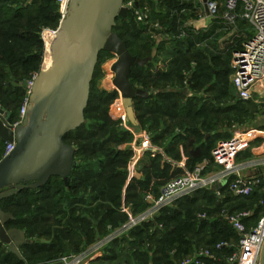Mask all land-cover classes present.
Wrapping results in <instances>:
<instances>
[{
  "label": "trees",
  "instance_id": "1",
  "mask_svg": "<svg viewBox=\"0 0 264 264\" xmlns=\"http://www.w3.org/2000/svg\"><path fill=\"white\" fill-rule=\"evenodd\" d=\"M192 1L160 0L156 5L153 0H139L140 7L147 6L149 8L151 22L160 17V25H162L165 35V38L160 42L154 40L149 34V24L138 21L132 10H130L127 18L119 17L117 19L114 31L118 32L121 38L126 41L132 55L142 58L152 56V60H154L162 53L169 54V71L158 70L154 73L149 71L148 68H150L152 60L144 66L137 65L131 70L129 79L135 87L146 91L151 88L156 90L155 94H150L148 91L147 98L138 97L134 100L136 109L141 108L144 111L141 119V124L144 127H149V124L154 123V117L160 113L161 109L169 112L173 117L185 115L192 121L196 120L197 117H203L207 109L205 104L199 106L198 98H189L186 103L181 104L177 102L176 98L182 97L183 90L160 91L166 89L165 85L170 82L174 87L184 88V80L189 73L196 87H207L206 84L211 82V88L217 97L219 96V99L243 100L237 96L233 88L231 91L230 74L233 69L229 66L228 60L215 55L213 52H208L211 58L209 60L206 56L205 61H208L211 66H200L204 61L201 57L203 52L195 51V49L200 48L199 46L203 43L213 42L210 40L216 34L213 30H197L185 21V18L188 20V17L194 18L195 16L189 10L197 11L196 6L198 4L195 5ZM60 22L61 13L57 0H0V68H12L15 70L13 75L28 79L38 74L42 69V60L46 49L42 32L46 28L58 29ZM252 36L253 31L250 32L249 37ZM166 45L171 47V51L166 52ZM103 53L109 55L110 58L115 57L110 52ZM190 54H193L192 58L195 63L198 62L199 65H195L199 68L197 66L192 67V63H188L187 56ZM179 58H183L185 61H177ZM185 62L187 65L189 64L186 70H184ZM98 68L99 64L91 85V95L85 112L86 121L81 127L65 136V141L74 145L77 150L78 165L71 174L70 184L67 186L63 178L53 176L38 189L25 188L17 195L1 200L2 209L12 213L15 217L7 227L24 230L29 242L20 247L22 257H19L10 251L8 245L0 241V264H46L54 262L66 254L83 252L90 245L106 236L111 228L120 226L127 219L123 218L121 221L120 218L117 221L113 218L104 220L102 224L98 223L88 227L85 235H82L77 229H72L69 224L81 225L83 222L89 224L91 220L100 218L102 213L105 214L104 207L110 208L112 204L116 203L124 184L123 176L126 175L125 168L130 158L129 150L108 144L111 142L119 146L132 139L131 132L123 129L121 118L119 121L111 118L108 108L109 124H103L102 118H97V120L93 117V120L90 117L88 121L90 111L92 113L98 111L94 106L97 104L101 106V104L118 98L117 90L107 91L97 85ZM14 79L7 71L0 72V105L11 113L12 123L20 119V109L27 95L26 84L21 85L19 79H15L14 83ZM207 88L209 89V85ZM194 106L197 107L196 116H192ZM204 127L206 128L205 123ZM200 139L202 136L199 137ZM214 143V139H211L199 157V161L212 159L211 150ZM6 144L0 138V161L4 158ZM7 190L5 189V191ZM211 191V189L200 190L192 196L179 200V207H183L184 212L179 208H167L157 216L156 220L133 229L129 234L134 232L135 239L128 241L129 248L124 246L127 235L112 241L103 248L105 252L103 251V255H100L97 261L111 264H174L172 252L187 254L190 250L189 235L193 233L196 226L194 206L201 199L197 195L200 192L207 193L208 195L203 194V196L209 198L208 202L210 204L211 202L217 203L209 193ZM256 195L257 191L248 197L237 198H252ZM87 197L90 198V202H86ZM231 197L228 196V198ZM185 200L188 201L185 202ZM44 202L58 208L56 215L59 216V220L55 226L57 232L62 231L73 235L72 241L66 242L60 239L58 252L51 257L46 256L49 252L45 248L46 244H38L34 239L38 235V233L35 234V226L42 221V215L38 211L45 209V206L39 204ZM245 206L247 204L240 207L243 209L250 208ZM81 207L83 209L79 212L78 209ZM259 208L258 204L253 207L255 216L259 213ZM217 211L218 207H216L215 212L209 210L210 213H217ZM201 226L205 227L206 224L203 223ZM153 227L157 228L155 231H160V241L163 243L157 257L153 256L150 251H146L145 243H143L147 236L154 238ZM209 228L213 230L209 240L211 246L216 244L218 240L237 239L236 232L227 221L224 224L215 221L209 224ZM100 235L101 238L99 239L98 236ZM85 236L86 241L84 242ZM89 236L93 240L96 238L90 244L87 243V240L90 241ZM228 250L230 252L233 249L231 247Z\"/></svg>",
  "mask_w": 264,
  "mask_h": 264
},
{
  "label": "water",
  "instance_id": "2",
  "mask_svg": "<svg viewBox=\"0 0 264 264\" xmlns=\"http://www.w3.org/2000/svg\"><path fill=\"white\" fill-rule=\"evenodd\" d=\"M134 1L139 6V0ZM203 1L207 7V0ZM124 3L125 0H70L50 44L51 64L42 68L34 80L23 122L12 124L11 113L0 105V138L16 144L0 161V202L25 188L38 189L53 176L70 184L78 165L77 150L65 141V136L85 123L92 81L103 52L117 58L111 66L112 84L122 96L129 121L138 126L134 100L147 98L148 91L135 87L129 76L132 68L146 65L152 56L132 55L126 41L114 31L117 19L129 15L130 9ZM14 218L0 205V241L22 257L20 247L29 240L24 230L7 227ZM260 264H264V244Z\"/></svg>",
  "mask_w": 264,
  "mask_h": 264
},
{
  "label": "crops",
  "instance_id": "3",
  "mask_svg": "<svg viewBox=\"0 0 264 264\" xmlns=\"http://www.w3.org/2000/svg\"><path fill=\"white\" fill-rule=\"evenodd\" d=\"M153 1L155 2L156 5L160 2V0H153ZM192 2L195 5L196 4L198 5L196 6L197 11L189 10V12H192V15L193 13L195 14L194 18L192 17V20H190L189 24L194 26L197 30H202V29L211 30V31L213 30L216 36L220 34H225L223 39L224 44H222V46L219 47V50L230 51L232 55L231 56V61H232L233 53L236 50L241 49L244 43L251 38L249 37L250 32L253 31L251 24L247 20L242 18L239 14L238 16L237 14H234L236 17L234 21L227 19L224 16L223 9H221L218 15L213 16L210 14L203 0H194ZM155 19L156 20L154 22H151V26L149 25L150 28L149 34H151V37L154 40H158V42H160L162 39L165 38V35H164V31L162 30L163 27L162 25H160V17H157ZM168 51H171V47H169V45H166V52ZM168 55L169 54L167 53L166 54L162 53L157 58L152 60V64L150 68H148V70L153 73L158 70L169 71L170 67H169V61L167 59L170 58ZM162 65L165 66L162 67ZM190 76H191L190 73L187 74L186 80H184L185 82L184 88L174 87V85H172V82H170L165 85L166 89H161L160 91L163 90L166 92H170L177 89L179 91L183 90L182 97L184 101H188L189 98L201 99L202 96L205 97L208 88L196 87L194 81ZM110 80H111V75L108 81L110 82ZM108 84L111 86L110 83ZM232 85H233V79H232ZM104 88L107 91L117 90L113 86H111V88H107L105 86ZM233 89L235 90L234 85H233ZM148 91L150 94L151 93L155 94L156 92V90L152 88L148 89ZM118 98L121 99V105H122V96L119 91H118ZM209 98H211V96H209ZM255 102L259 103L260 105H264V102L260 103L257 102L256 100ZM196 108H197L196 106L192 108L193 109L192 116L197 115L195 111ZM134 109H135L136 118L139 123L138 126H134L132 123H130L124 108H122L121 111L120 110L118 111V113H122L121 125L123 129L128 130L132 134V139L130 141L124 142L120 146V148L123 150L124 149L129 150L130 158L125 168L126 175L123 176L124 184L121 188L119 199L116 201L115 204H112L110 208L104 207L103 210L105 211V214L102 213L101 217L97 218V220L96 219L91 220V223L89 224L87 222H84V224L86 225L88 224L91 226V225H97L98 223L102 224L104 220L105 221L109 219L111 220V218H113L116 221L120 218L121 221V219L123 218L126 219L129 216L130 211L131 213H136L138 211L144 210L150 203L151 199L158 196V194L161 191V188L165 185V183H167L169 180L175 177L183 175L187 171L194 169L199 164L207 163L208 164L207 171H214L219 169V166L214 163L213 156L212 159H205L203 161L198 160L199 157L203 154L204 148H206L207 145L211 142V139H214L212 137L214 133L210 132L209 130H206V128L204 127L205 122L203 120V117H197L196 120L192 121L190 120L189 117L185 115H178L176 117H173L169 112L161 109L160 113H157L156 116L154 117L155 119L154 123L149 124V127L148 126L144 127L141 124L142 122L141 119L144 114V111H142L141 108L136 109L135 105H134ZM109 115L111 118L114 119L112 112L109 111ZM261 116L264 117V113H262ZM255 133H256L254 136L255 138L252 139L249 147L238 155V160L241 161L244 159L257 157L264 154V129L261 128L258 131H255ZM201 136L202 139L199 140V137ZM220 140H228V138L220 139ZM256 140L260 141V143L258 144V141ZM218 141H215L211 153ZM254 175H258L262 179L263 182L261 186H264V167L259 168L255 172L251 173V176ZM223 187L220 186V189H215L214 187L211 189L212 191L209 192L217 201L216 204L222 205L220 211L217 212L221 214L223 209H227L228 211L233 213L240 212L242 210H251L253 211V214L251 217L246 219V224L248 227L250 225H254V223L252 222V220L255 217L254 209H243L241 207H235V206L232 208H226L224 206V202H226L228 196H232L234 198L240 196H235L234 194H232L229 188L227 187V185ZM218 190L220 194H218ZM200 195L201 194H198L197 197L204 198L203 195L202 196ZM87 198L88 199L86 200V202H90V198L89 197ZM187 201L188 200H185V202ZM262 205L263 204H258V206L260 207L258 209L259 212L262 210ZM174 208L176 209L179 208V210L184 212L183 207L180 208L178 203L174 206ZM114 210L116 211L115 213ZM198 218L196 217V221H195L196 226L193 230V233L197 234L199 238L194 239L189 237V239L191 240V246L187 254H182V253L177 254L173 252L171 253L174 264H182V261L186 256L192 255L195 251L201 248H209V247L214 248L215 243L212 244V246L209 244V240L212 237V231H213L210 230L209 224L215 221L211 220L210 217L209 218L206 217L205 219L202 218L198 219ZM203 223L206 224L205 227L201 226V224ZM236 235H237L236 241L233 239L228 241L229 246L221 251H218L217 254H215L214 258L208 260L207 264H229V262L227 261V257L231 253L235 252L239 247L240 239L237 233ZM98 237L100 239L101 235ZM125 237L126 239L124 242V246L129 248L128 241L135 239V233L133 232L132 234H128ZM83 241L84 242L86 241V236L84 237ZM93 245H90V247ZM231 247L233 250L229 252L228 249ZM103 251L104 250L102 249L101 251H99V253L98 252L95 253L94 256L90 258L91 259L90 262L93 264H109V263H102L97 261V258L100 255H103V253L105 252Z\"/></svg>",
  "mask_w": 264,
  "mask_h": 264
},
{
  "label": "built area",
  "instance_id": "4",
  "mask_svg": "<svg viewBox=\"0 0 264 264\" xmlns=\"http://www.w3.org/2000/svg\"><path fill=\"white\" fill-rule=\"evenodd\" d=\"M57 1L60 6L62 20L68 12L70 0ZM124 5L133 11L138 21L151 26L150 10L147 6H136L134 0H125ZM207 8L213 16L218 15L223 9L224 16L227 19L234 21L236 18L234 14H237V16L239 14L251 24L253 36L244 43L241 49L233 53L231 61L233 85L239 98L250 100L255 96L257 102L263 103L264 0H207ZM56 32L57 29L52 28L43 30L42 38L46 48L47 36H51L53 40ZM116 59L115 56L112 64ZM111 74L109 83L113 85V71ZM36 76L37 74L26 82L27 95L20 109V119L13 122L14 125L21 124L27 114L29 97ZM254 133L244 132L234 138L218 141L212 151L214 163L219 166L218 170L207 171L208 164L202 163L183 175L169 180L161 188L159 195L152 198L144 210L136 213L130 211L125 222L116 228H111V231L93 246L78 254L62 256L55 262L60 261L62 264H93L90 262V258L95 253H99L109 243L128 235L133 229L144 223L156 220L163 210L174 207L179 200L192 196L197 191L212 189L218 185L222 187L227 185L235 196L248 197L252 195L263 181L258 175L251 176V173L264 167V154L241 161L238 160V155L249 147L254 138ZM15 147V142H8L4 157L8 156ZM218 194H220L219 190ZM252 214L253 211L251 210L233 213L223 209L221 212V216L240 237L238 249L227 257L229 264H260V253L264 244V214L256 225L248 227L246 219L251 217ZM199 218L205 219L206 215L200 214ZM228 246L229 242L223 240L217 242L214 248H201L192 255L186 256L182 264H207L208 260L214 258L218 251Z\"/></svg>",
  "mask_w": 264,
  "mask_h": 264
},
{
  "label": "rangeland",
  "instance_id": "5",
  "mask_svg": "<svg viewBox=\"0 0 264 264\" xmlns=\"http://www.w3.org/2000/svg\"><path fill=\"white\" fill-rule=\"evenodd\" d=\"M188 18H189L188 20L185 18V21L189 23L190 20H192V18H190V17H188ZM224 36H225V34H220V35H218V36H216L210 40L213 42H210L209 44L203 43V45L199 46L200 48L195 49V51H202L203 52L201 54V57L204 59V61L202 62V64H200V66H208V67L211 66V64L205 60H206V56L210 60L211 57H210L209 53L213 52L215 55H219L221 58L228 60L229 66L232 69V62H231V58H230L231 53L229 51H226V50H219V47L222 46V44H224V42H223ZM46 51H47V48L45 49V55H44L43 60H42V68L45 67ZM192 56H193V54H190L187 56V58H188V63L189 62L192 63L191 66L194 67V66H197L195 64H198V62L195 63ZM113 60H114V57L110 58V56L107 55L106 53H103L100 56V59L98 62V64H99L98 77L96 79V82H97V85H100L102 88H104L105 86L107 88H111V86H113V85L110 86L108 84L109 83L108 80L110 79V75H112L111 74L112 71L110 70V68H111ZM167 60L169 61V59H167ZM177 61L183 62L185 60L183 58H179ZM184 65H185L184 70H186L189 66L187 65V62H185ZM163 66H165V65H162V67ZM6 71L9 72V74H11V76H13L15 79L21 80V85L26 84V82L29 80L28 78H24L22 76L18 77V76L13 75V73H15V70L12 68H8V69H7V67L0 68V72H6ZM18 75H20V74H18ZM15 79L13 80V82L15 81ZM181 79L183 80V77H181ZM232 79H233V72H231V74H230L231 91L233 90L232 89L233 88ZM184 85H185V83H184ZM208 85H209V89L207 90L205 97L202 96V98L199 99V106L201 104H205V108L207 110H206L205 114L203 115V120L206 124V130H209L210 132L214 133L212 135V137L215 139V141H218L220 139H225V138H228V139L234 138L242 132H255L261 128L264 129V117L261 116V114L264 113V105H260L259 103H256L255 102V96L253 97V99L245 100V101L239 100V99H235L232 101L227 100L226 98L219 99V96L217 97L216 93H214L212 88H211V82H208L206 84L207 87H208ZM209 96H211V98H209ZM119 98H116L111 102L101 104V106H99L98 104H97V106H94L98 109V111H96L94 113H92L90 111V113L88 115V121H89L90 117L92 119H93V117H95L96 119L102 118L103 124H105V123L109 124V119L107 118L108 108H109V111L112 112V115L114 116V120L119 121V118H121L122 113H118V111L119 110L121 111V109L124 108L123 103H122V105L119 104V101H121V99H119ZM180 98L179 97L176 98L177 102H180L181 104H184L185 102H187V101L183 100V97H180ZM173 100H175V99H173ZM255 134L256 133H254V136H255ZM106 136L109 138L108 135H106ZM256 141H258V140H256ZM259 143H260V141H258V144ZM108 144L109 145L111 144V146H114L116 148L117 147L119 148L121 146V145L118 146V144L115 145L114 143H111V142H109ZM75 145H76V143H75ZM114 184H117V183H114ZM256 191H257V195L252 197V198H243V199L242 198H233V197L227 198L226 202H224V206L226 208H232L234 206L240 207L241 205L244 206V204H247V206H245L246 208L250 207L249 209H253L255 204H263L262 210L252 220V222L255 225L259 222V220L262 217V214L264 213V186L258 187L256 189ZM199 194H201L200 196H202L203 194L205 195L207 193L203 192V193H199ZM208 200H209L208 197H204V198H201L196 203V205L194 206V208L196 210V213H195L196 217L198 218L199 215L202 214V215H206L207 218L210 217L211 220H214L216 222L218 221L221 224L223 222V224H224L226 221L224 220V218L221 216L220 213H218V212L217 213H210L208 210V209H211L212 211L214 210V212H215L216 207H218V211H219L221 209L222 205L219 204V206H218L216 204V202H211V204H210L208 202ZM214 201H215V199H214ZM39 205L45 206V209L38 211V213L42 215V221L39 222L38 225L35 226V234L38 233V235L34 239L38 242V244H42V243L46 244L45 248L47 250H49V252L47 253L46 256L51 257V256L56 255L58 252V248L60 247L58 245V241L60 239H63L64 241L67 242L68 240H72L71 238L73 237V235L72 234L70 235L69 233H65L62 231L57 232L55 226H57V220H58L59 216L56 215L57 210H58V208L56 206L49 205L48 203H45V202L41 203ZM82 209H83V207L78 209L79 212L82 211ZM95 215H97V214H95ZM82 217L84 218V215H82ZM69 224L71 225L72 229H77V231L82 233V235H85L86 231L90 228V225H88V224L86 225V224H84V222L81 225H78L75 223H69ZM254 225H250L249 227H252ZM78 226H80V227L78 228ZM152 230L154 233V235H153L154 238H150L149 236H147V237H145V240L143 243H145V247H144L145 250L150 251L153 256L157 257L160 254L163 243L160 241V236H161L160 231H155L156 230L155 228H152ZM148 231L151 232L150 230H148ZM189 237L194 238V239L199 238V236H197V234H195V233H192ZM89 238H90V236H89ZM95 239L93 240L90 238L89 239L90 241L87 240V243L90 244V243L94 242ZM232 239L236 241V239H234V238H232ZM218 241H220V240H218ZM174 256H176V255H174ZM109 264H111V263H109Z\"/></svg>",
  "mask_w": 264,
  "mask_h": 264
},
{
  "label": "bare ground",
  "instance_id": "6",
  "mask_svg": "<svg viewBox=\"0 0 264 264\" xmlns=\"http://www.w3.org/2000/svg\"><path fill=\"white\" fill-rule=\"evenodd\" d=\"M47 52H46V62H45V67L44 68H48L51 64L52 58H51V53H50V43L52 41V37L51 36H47Z\"/></svg>",
  "mask_w": 264,
  "mask_h": 264
}]
</instances>
